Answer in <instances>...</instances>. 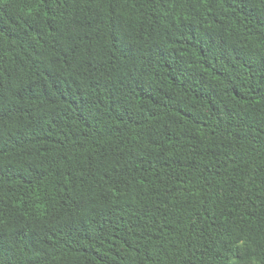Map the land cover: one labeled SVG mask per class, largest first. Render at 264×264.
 Instances as JSON below:
<instances>
[{
	"label": "trees",
	"instance_id": "obj_1",
	"mask_svg": "<svg viewBox=\"0 0 264 264\" xmlns=\"http://www.w3.org/2000/svg\"><path fill=\"white\" fill-rule=\"evenodd\" d=\"M0 264H264V0H0Z\"/></svg>",
	"mask_w": 264,
	"mask_h": 264
}]
</instances>
